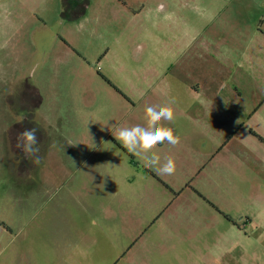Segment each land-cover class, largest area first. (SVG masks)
Wrapping results in <instances>:
<instances>
[{"label": "rangeland", "instance_id": "374dc122", "mask_svg": "<svg viewBox=\"0 0 264 264\" xmlns=\"http://www.w3.org/2000/svg\"><path fill=\"white\" fill-rule=\"evenodd\" d=\"M67 2L0 0V264H264V0Z\"/></svg>", "mask_w": 264, "mask_h": 264}, {"label": "clouds", "instance_id": "9594fccd", "mask_svg": "<svg viewBox=\"0 0 264 264\" xmlns=\"http://www.w3.org/2000/svg\"><path fill=\"white\" fill-rule=\"evenodd\" d=\"M172 101L159 105H148L144 110L145 124L121 127L114 133V138L130 154L141 157L147 166L156 168L159 174L173 175L176 172V161L165 157L161 163V156L153 151L158 145L167 143L172 147L180 144V137L171 127L162 122L174 120ZM17 149L24 154L33 156V164H39L37 129L30 128L20 132L17 136ZM150 154V155H149Z\"/></svg>", "mask_w": 264, "mask_h": 264}, {"label": "flooded vegetation", "instance_id": "af4514ba", "mask_svg": "<svg viewBox=\"0 0 264 264\" xmlns=\"http://www.w3.org/2000/svg\"><path fill=\"white\" fill-rule=\"evenodd\" d=\"M67 3H68L67 5H68L69 8L70 7H73V8H78L79 7V9L81 8L80 0H68ZM16 151L21 152L19 149H17Z\"/></svg>", "mask_w": 264, "mask_h": 264}, {"label": "crops", "instance_id": "0c3cea01", "mask_svg": "<svg viewBox=\"0 0 264 264\" xmlns=\"http://www.w3.org/2000/svg\"><path fill=\"white\" fill-rule=\"evenodd\" d=\"M81 14L85 17V14H86V13H85V10H83V11L81 12ZM84 17H83V18H84Z\"/></svg>", "mask_w": 264, "mask_h": 264}]
</instances>
